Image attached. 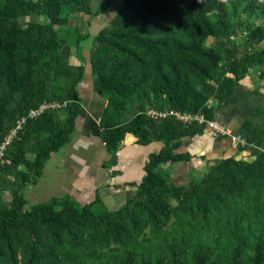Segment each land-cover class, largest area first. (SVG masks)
I'll return each mask as SVG.
<instances>
[{
  "label": "trees",
  "instance_id": "1",
  "mask_svg": "<svg viewBox=\"0 0 264 264\" xmlns=\"http://www.w3.org/2000/svg\"><path fill=\"white\" fill-rule=\"evenodd\" d=\"M114 1L0 0V143L21 116L42 102L67 103L61 123H48L56 110L27 120L4 152L0 174H5L7 180L0 191H10L0 197V264H83L73 258L62 260L56 248L80 247L85 235L121 245L111 256L112 263L128 264L134 247L150 242L137 241L144 230L157 233L171 221L174 210L164 200L166 195L180 202L179 216L186 212L182 207L184 199L195 214L207 216V208L222 214L220 209L227 210L231 202H254L264 191L260 169L251 168L244 189L255 197L243 196L242 181L236 175L247 166L242 159L218 160L214 171L221 173L220 179L200 181L189 191L175 186L164 168L166 164L192 159L187 153H175L181 140L202 134L206 122L215 120L216 110L233 95L247 72L262 66L264 50L256 46L264 40V0H121L116 13L119 23H113V19L102 28L93 37L89 50L92 91L105 100L99 120L101 141L111 155L117 153L127 134L133 135L138 145L159 141L163 147L149 154L141 181L128 184L135 188L134 195L117 210H106L98 191L94 200L83 206L68 197L28 206L23 189L42 175L50 156L70 142L82 109L78 92L81 69H77L78 77L69 85L52 87V97L40 95L39 101L31 105L36 78L62 61L61 50L72 38L79 57L80 44L90 34L70 27L71 15L81 13L95 19L106 14ZM28 16L46 17L48 23L20 24ZM64 26L69 33L60 38L55 27ZM235 37H243L241 53L233 41ZM210 38L212 42L208 43ZM42 78L46 80L47 73ZM15 99L23 104L17 111L10 107ZM169 110L202 115L204 122L183 124L174 117L154 118L147 114ZM257 113L264 114V109H256ZM258 128L256 123L245 120L238 132L249 145L259 146L262 141ZM252 155L264 164V152ZM13 165L22 169L11 173ZM262 196L264 200V193ZM96 207L103 212L97 213ZM177 225L182 227L180 221ZM163 243L169 254L151 257L148 251L152 262L143 264H187L188 242L184 236L177 237L169 231ZM243 246L239 237L230 264H243ZM142 248L145 250V246ZM251 250L249 264H264V243L257 241ZM192 260L193 264H216L210 255L196 252Z\"/></svg>",
  "mask_w": 264,
  "mask_h": 264
},
{
  "label": "crops",
  "instance_id": "2",
  "mask_svg": "<svg viewBox=\"0 0 264 264\" xmlns=\"http://www.w3.org/2000/svg\"><path fill=\"white\" fill-rule=\"evenodd\" d=\"M74 16L69 17L70 27L77 28L75 22L86 19L85 26L91 24L95 32L99 30V20L104 15L95 19L81 13L75 18ZM93 37V34H90V37L80 44L83 52ZM74 42L70 39L63 48L75 55ZM259 46L264 50V40ZM78 92L82 100V109L76 119L71 140L51 155L42 168V175L33 184V192L29 199L32 198V201L39 204L52 198L68 197L83 206L92 202L98 191L103 207L108 211H114L132 198L135 188L128 184L141 181L144 175L143 166L149 154L159 152L163 144L152 141L144 146L138 145L136 138L127 134L116 154L107 153L101 141L99 128L105 100L93 93L88 70L84 80L78 85ZM256 109H264V61L262 66L249 70L247 76L235 88L233 95L216 110L215 119L238 131L241 124L248 120ZM246 152L248 151H240V148L231 145L227 139L219 138L205 128L200 135L183 138L175 151L192 156L189 162L166 164L165 167L170 169L171 175L180 177L181 170L186 168L188 172L197 171L203 169L209 162L234 156L239 158Z\"/></svg>",
  "mask_w": 264,
  "mask_h": 264
},
{
  "label": "rangeland",
  "instance_id": "3",
  "mask_svg": "<svg viewBox=\"0 0 264 264\" xmlns=\"http://www.w3.org/2000/svg\"><path fill=\"white\" fill-rule=\"evenodd\" d=\"M120 5L121 0H115L113 2V4L107 10V13L103 14L104 16L100 17L98 24L99 30L95 32L93 31V27L91 26V24L88 27L85 26L86 19H84L83 21H79L78 23L75 22L78 26L77 28L80 30L79 33L82 34L86 30H88L91 35L93 34V36H95L102 28L106 27L111 20L114 19L113 23H119V19L116 18V13ZM73 15L76 16L78 15V13H75ZM19 22L23 26L31 22L46 25L48 23V19L43 16H28L21 19ZM250 22L254 24L260 23V21L255 22L254 20H250ZM124 26H127V23H125ZM66 30H68L67 26H64L63 28L55 27V31L58 32L60 38L69 33ZM72 39L75 41L74 38ZM233 41H235L236 47L240 48L239 50L241 53L243 37H235ZM91 42L87 46H85V52H83V50L80 52L79 57L77 55H74L72 51L62 48V63L58 62L57 64L52 66L51 69L47 70V72L44 70V72L47 73L46 80L42 78L44 72L38 74L36 78V88L34 90V96L30 100L31 105H34L39 101L40 95H43L44 97H52V87H56L59 85H69V83H71L73 79H76L78 77V68L81 69L82 73L81 82L85 78L86 70H88L89 74L91 75V70L88 63L89 50L92 46ZM211 42L212 38L208 40V43ZM256 49H262V46L257 45ZM91 81H93L92 75ZM44 83L46 84L45 88L43 87ZM56 94L59 95L60 92L56 91ZM19 103V100H13L10 105L12 110L17 111L19 109V106L23 105L22 103ZM64 117L65 114H63L62 109L56 110V113L51 118V121H48V123L50 122L49 124L58 125L59 123H61ZM248 120H251L253 123H256L259 126L258 136L262 141V145L257 146L255 144H250L248 146V152L243 153L244 156L241 155L239 158L238 156L231 157L234 160L242 159L247 163V166L240 168L239 172L236 174L237 178L242 181L243 189L246 187V178L251 168L260 169L258 170L259 178L261 182H264V164L259 162L258 157L252 155L254 153L264 152V114H255L254 111ZM27 157L31 158V155L27 154ZM218 164L219 161H212L207 163V165L203 169L192 172H188L186 168L183 171L181 170L182 174L180 173V177L178 175L173 176L170 174L173 179L172 183L177 187L184 186L186 190L189 191L194 185L199 184L200 181L216 182L221 177V173L219 171H214ZM21 167L22 166L20 165H13L11 166V169L9 171H11V173H15L20 171L22 169ZM164 168L167 169L169 173H171L168 167L164 166ZM4 175L5 174H0V187L5 185L6 183L7 177L5 178ZM174 178H177V181ZM33 184H35V182L27 185V187H25L22 191V194L26 199L28 206L38 204L32 201V198L29 199L31 193L33 192ZM7 190L10 191L9 189ZM7 190L0 191V197L1 195H6V192H8ZM261 190H264V188L262 187ZM263 193L260 191L258 193L259 199L254 202L249 201V203L242 205H239L237 202H231V204L227 206V210L220 209L222 214L220 212H216L213 207L211 208L213 210L212 212L209 210V208H207V216L202 214H195V211L191 209L190 204L187 203L185 199L182 201V207H184V211L186 212L184 215L179 216L178 209L180 207V202L175 200L173 196L166 195L164 200L171 206L172 210H174L171 221L165 228L158 231L157 233H152L148 229L144 230L143 234L139 236V239L137 241H139L140 239H144V241L149 240L150 242L148 244H141L142 246H145V250L142 248V246H137V248L134 247V251L130 255L128 264H143V261H145V263H151V257H154L156 254H159L160 256L168 255V247L166 243H163V238L165 233L169 231L176 233L177 237L184 236L186 238V241L188 242L185 253L187 264H193L192 254L194 252L202 256L210 255V258L214 260L216 264H230L239 237L244 241L243 251L241 255L243 264H249V259L252 255L251 249L253 248L254 244L257 241L264 243ZM245 194L247 195V197L251 196L250 193H245L244 189L243 196ZM254 197L251 196V199L254 200ZM102 210L103 209L101 207L95 208V211L97 213L103 212ZM199 213H201V209L199 210ZM179 221L181 222L182 227H179L177 225ZM16 225L20 228L24 227L23 224L20 223H16ZM84 237L85 241L80 247L72 248V246L65 245L63 247L56 248V253L62 260L73 258L82 261L83 264H113L111 256L115 254L119 249H121V245L115 243L108 244L101 237H97L96 239H92L90 238V236L86 235ZM157 250H160V252L157 253ZM148 251L151 252V257L147 255ZM99 257L102 259H99Z\"/></svg>",
  "mask_w": 264,
  "mask_h": 264
},
{
  "label": "built area",
  "instance_id": "4",
  "mask_svg": "<svg viewBox=\"0 0 264 264\" xmlns=\"http://www.w3.org/2000/svg\"><path fill=\"white\" fill-rule=\"evenodd\" d=\"M66 105V102L44 101L39 104L36 108L29 110L28 113L21 116L16 121L15 126L10 129L9 133L3 138L2 142L0 143V162L4 156V152L6 151L7 147L10 145L17 132L21 130V128L25 125L27 120L36 119L46 111L64 109ZM147 114L154 118L174 117L177 121H180L183 124H189L191 122H204L202 115L182 114L175 110H169L165 112L148 111ZM205 128L212 131V133L217 137L227 139L233 146H236L238 148L249 146V144L245 141V139L238 131H235L228 126L223 125L217 119L206 122Z\"/></svg>",
  "mask_w": 264,
  "mask_h": 264
}]
</instances>
